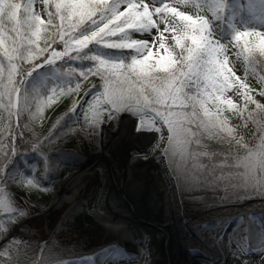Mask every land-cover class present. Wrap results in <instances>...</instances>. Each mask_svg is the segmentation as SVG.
<instances>
[{"label": "snow or ice", "instance_id": "1", "mask_svg": "<svg viewBox=\"0 0 264 264\" xmlns=\"http://www.w3.org/2000/svg\"><path fill=\"white\" fill-rule=\"evenodd\" d=\"M190 4L191 14L186 10ZM239 14L248 21L239 22L242 26L225 45L211 29L212 20H235L228 18L227 0H208L206 5L174 0L160 6H150V0H0V109L7 113L9 132L0 170L14 151L13 124L29 108L25 80L43 64L84 58L93 62L86 70L68 69L69 76L77 75L74 86H56L44 99L35 98L33 117L42 118L43 109L65 95L77 97L74 110L81 100L80 81L97 77L103 91L89 104L86 117L98 121L113 110L151 113L138 122L137 130L146 125L160 131L155 120H162L169 130L162 154L193 185L239 187L264 195V99L255 98V88L247 81L253 76L264 98V31L248 26L264 22V5H242ZM152 29L156 34L151 40L131 36ZM93 42L136 55L128 62L102 54L81 57ZM232 56L244 63L243 78ZM26 127L19 124V136ZM242 131L254 132L253 140ZM204 139L227 142L243 155L210 152ZM0 205L10 207L6 199Z\"/></svg>", "mask_w": 264, "mask_h": 264}, {"label": "rangeland", "instance_id": "2", "mask_svg": "<svg viewBox=\"0 0 264 264\" xmlns=\"http://www.w3.org/2000/svg\"><path fill=\"white\" fill-rule=\"evenodd\" d=\"M165 2L173 3L174 0H150V6H160ZM38 7L39 5L37 4V8ZM186 10H189L190 14L194 11L192 10L191 4ZM210 20H212L211 16ZM239 22V16L235 15V20L233 21L235 28L242 26ZM248 26L264 31V22H253L248 24ZM163 27L164 25H161V28ZM211 31L212 35L225 45H227L229 41L232 40V37L234 35L230 32L228 27L224 26L222 22L216 20H212ZM155 34L156 29H152L149 32H144L143 34L135 31L131 32L132 38L145 40L153 39ZM165 35L167 36V33H165ZM156 51L160 50L157 48ZM230 59L232 60V63L235 64V70L237 74L241 75V77L243 78V75L245 73L244 63L239 59H235L234 56L230 57ZM44 65H47L46 72L51 71L52 75L56 74V71H53V68L51 69L48 67V65L51 64H43L42 66ZM39 68H36L32 72V74L34 72L37 73ZM63 72H65V70H63ZM63 77L64 76L62 75L60 78V82H62V84L66 83V80ZM247 81L249 82L250 87L255 88V97L257 99H264L259 97L260 86L258 84V81L253 76H249L247 78ZM80 82L83 85L81 94L79 96H82V102H80L78 106H75L74 110H70L73 108L74 101L67 107V105H65V100L62 98V96H60L54 102L56 103L57 108H59L56 116L53 119L52 117L48 116L47 120H40L37 123L33 124V127L37 128V134H44V131L48 127L50 129L47 135H45L44 138L41 139V141L37 142L36 138L35 140L29 138L27 141H25V139H23V135L19 136L18 128L14 129V131L11 132L12 141L15 143V148L14 151L10 154V157L8 158V161L6 163H12L17 159L18 156H23L25 163L21 166V168H23L24 170V172L22 173L23 176L18 179L17 183H14L17 174L15 173V171L10 170V176L6 174L8 173L7 164L5 165L6 168H4L3 171L1 170L0 172V199H6L10 205V207L8 208L0 205V209L5 212L4 214L9 213L10 211L15 210L19 207V205H17L15 200L11 197L12 192L21 197L23 205L26 206L32 204L35 207V211L32 215L38 214L43 204L46 203V206H48V201L51 198V189L56 185L57 181L66 176L71 169H75L76 167L81 166L84 159L83 157L91 155L95 151V144L93 142L92 134L88 131L82 130L79 127V115L80 113H82L81 111L84 110L82 108L84 100L83 90L87 89L91 85H85V81L83 80H81ZM95 87L103 91L102 86ZM124 111H128L129 113H131V116L144 114L132 110ZM67 113H71L73 121L76 122L77 128L75 129V132L79 133V137L77 135V139L80 138V141L78 142L76 149H69L68 151L69 153L78 155V158L69 154V158L72 161L75 159V161L70 162L69 164H64L63 162H61V160L69 158L65 157L64 159H62L61 157L63 156H59L57 154L60 149L55 146L56 139L54 140V129L56 127L55 125L63 120L64 116H66ZM57 121L59 122L57 123ZM15 126H18V122L17 124H15ZM18 136L20 137L19 139L24 143L17 144L15 142ZM48 137L49 141L52 142L48 141ZM166 160L169 165V169L171 170L172 176L175 178L178 186V193L180 198L179 203L182 205L183 217L186 221H189L190 225L192 226L191 228H187L188 232H190L192 228L198 229L199 231L204 233L207 239H212L210 247L212 249V252L214 253V260L211 261V263H208L204 262L203 260L197 259L195 260L194 264H225L226 257L228 256V254H230V251L234 246L235 251L238 252L241 256H248L251 253H254V251H258L264 247V245L262 247L260 245L256 246V240L252 241L245 236H239V234L236 233L237 231H235L233 227H231L232 230L230 231V225L226 223L233 222L234 218L242 213L244 214L262 209L261 207H264V195L252 193L239 187H228L227 189L221 188L220 192L218 191L217 187H208L209 189H211V191L210 193L203 196L202 199H209L211 200V202H213L207 207H203L200 205L201 202H198V199H196V196L192 195L188 199L184 197V193L191 188H195V185H193V183L187 178V173L182 172L178 166H175L173 162L168 159L167 156ZM0 161H2L1 156ZM56 161L59 163V165H57ZM19 162H21V160H19ZM52 162L55 163V166H51ZM28 164L37 167H35L34 171H32L31 166H29ZM36 176L37 178L41 179V184L37 183ZM94 177V181L90 183L91 189L89 195L98 196L103 192L104 189L103 177L99 170L95 172ZM101 179L102 181L99 183L100 186H97L98 180ZM29 180L32 181V184L27 183ZM13 183L15 185H13ZM37 186L39 188H42L43 190L46 189V200L44 202L37 201V199L32 198L30 195V188L32 187V189H35ZM220 197L222 198L220 203L214 205V201L218 200V198L220 199ZM88 202L89 201L87 200L81 207L80 216L83 223H79V226H74V224L71 226V224H69L68 222L67 216L62 217V219L55 223L48 222L49 219L47 220L45 218H40L37 219L36 222L32 221L28 223L30 230L27 228H23L26 232V236L23 241H16L12 237L15 235L14 231H18L20 227L19 225L22 224L26 219L24 220L19 217H13L12 219H10V225L13 230L12 234L5 239L0 238V260L9 259L13 253L17 254L30 242L37 241V247L34 248V252L37 250V257H35L32 264H96V262H98L97 257L100 254V249H96L88 255L86 254L71 256V254H73L72 249L77 243L73 238L70 239L67 234L63 233V228H65L69 233H72L71 235H73L75 234V232H79V230L87 227L92 230L94 229V231H96V228L99 227L102 232V241H105V244L109 243V245L112 246L111 248H115L109 255L112 261L111 264H116L118 262H120L121 264H159V260L161 264H167L162 245V238L159 236V234L157 235L154 231H148L145 229V227L139 225V239L136 243L131 242L123 238L119 233H114L113 231L108 229L105 224H103L104 222H99L98 218H96L91 213L92 211L88 209L92 204V201L90 202V205L88 204ZM98 205L100 206L98 202L94 203V207H97L96 209L99 210L100 207ZM3 220L7 221V219ZM221 222L226 223L223 230L219 229V225ZM183 226L185 228V225ZM143 228L145 229V231L143 230ZM258 242L264 244V236H261ZM139 243H143L144 245V252L142 257H140L138 254L131 253L136 250L133 245L136 246ZM117 246L122 247L124 250L119 249ZM102 248H104V245H102ZM193 249L195 248L191 246L189 251ZM101 251L111 252V250L107 247H105ZM4 253H7V255L5 256ZM68 258H71L69 259V263L66 262Z\"/></svg>", "mask_w": 264, "mask_h": 264}, {"label": "trees", "instance_id": "3", "mask_svg": "<svg viewBox=\"0 0 264 264\" xmlns=\"http://www.w3.org/2000/svg\"><path fill=\"white\" fill-rule=\"evenodd\" d=\"M193 2H195L196 4L206 5L208 3V0H193ZM227 4H228V18L232 19L234 15L239 14V11L242 5L245 7H247V5L249 4H253L257 6L264 5V0H227ZM239 16L242 20L248 21L247 16H241L240 14ZM223 25L228 27L230 32L234 34L235 28L233 24L223 22ZM94 54H102L105 57L111 58V59H123L126 62L130 61L133 55H136L134 50L109 49V48L104 47L101 44L93 42L92 44L89 45L88 48L83 50V52L81 53V57H86V56H90ZM92 63L93 62L89 59H84V58L75 59L71 57H66L58 61L55 64L48 65L49 68L51 69L53 68L54 69L53 71H56L55 75H52L51 71L46 72L47 65L46 66L44 65L39 68L37 73L34 72L30 77H28L25 81L24 87L26 90V94L29 97V108L20 117L18 121V126H15V124L17 123L13 124L12 132L16 128L19 129L20 123H24L25 125H28V127L23 129V139L27 141L29 138H32L33 140H35L36 138L37 142L41 141V139H43L44 136L47 135L50 129L48 127L44 131V134H37V128H34L33 124L37 123L40 120H44V121L47 120L48 116L52 117L53 119L56 116L57 112L59 111V108H57L56 103H52L51 105L43 109L42 118L33 117L32 112H35V102H34L35 98L39 97L41 99H44L46 95L50 92L51 88L56 87V86H72V85L74 86V84L77 82V75L69 76L68 69L69 68L76 69L78 73V71L80 70H86L88 67L92 65ZM63 70H65V72H63ZM62 75L64 76L63 78L66 80V83L64 84L60 82V78ZM88 84H96L97 87H100V86L103 87L102 83L99 81V78L97 77H90L88 81H85V85H88ZM62 98L65 100V105H67L68 107L69 104H71L74 101V99H76L77 97L75 95H65V96H62ZM6 116H7V113L4 112L2 109H0V156L2 157V161H3L5 153H7L9 149V141L7 139V137L9 136V132L6 131L8 127V122L5 119ZM55 126H56L54 129V140L56 139L55 146L58 149H60L57 152V154L59 156H63L61 157L62 159H64L65 157L69 158L70 155L78 158L77 157L78 155H74L73 153L68 152L69 149L70 150L76 149V146L78 145V142L80 141V138L77 139V135L79 133L75 132V129L77 127H76V122L73 121L72 114L67 113L66 116H64L63 120H61ZM29 128L31 129V131L29 130ZM241 134H244L246 136V139L249 142H251L255 136L254 132L252 133V135H248L247 133L242 131ZM19 138L20 137L18 136L15 142L17 144L24 143ZM47 139L49 141V137ZM49 142H52V141H49ZM202 143L206 145L207 150L210 152L231 151V154L233 156L237 154L243 155L242 152L237 153V150L235 149V147L232 148V146H230L227 142L221 143L219 141L204 139L202 140ZM256 143H259L258 139L256 140ZM11 144L13 148H15V143L13 141H11ZM19 160H21V162H19ZM70 160H71L70 158L64 159V160H61V162H63L64 164L65 163L69 164L70 162L75 161V159L73 161L72 160L70 161ZM6 162H5V165L7 164V172H8L6 174L10 176L11 174L9 175V171L10 170L15 171V173L17 174H16V180L14 181V183H17L18 179H20L23 176L22 173L24 172V170L23 168H21V166L22 164L25 163L24 157L18 156L17 159L14 160L10 164ZM28 165L31 166L32 171H34L35 167H37L31 164H28ZM57 165H59L58 162H57ZM51 166H55V163L52 162ZM4 168L6 167L4 166ZM36 180L38 184L42 183L41 179L37 178V176H36ZM14 183L13 185H15ZM217 188H218V191L220 192L222 187H217ZM210 191L211 189H209L207 186L205 187L195 186V188H191L190 190L186 191L184 193L185 194L184 197L188 199L189 197L194 195L197 197L196 199H198V202H201L200 204L201 206L207 207L213 201L211 202V200L209 199H206V200L202 199V197L210 193ZM45 194H46L45 190H43L42 188H39V187H36L35 189L34 188L32 189V187L30 188L31 197L34 199H37V201H45L46 200ZM11 197L15 200V202L17 203V205H19V207L6 214H4L5 212L0 209V238H3V239L9 237L12 234L13 230L10 225L11 224L10 219H12L13 217H19L25 220V219H28L35 211V207L32 204L26 205V206L23 205L22 203L23 201L21 197H19L17 194H14L12 192ZM221 199L222 198L220 197V199L218 198V200L214 201V205L220 203ZM261 208L262 209L255 210L252 212H248L244 214L242 213L238 215L236 218H234L233 222L231 223L226 222L227 220L225 222L230 225V231L232 230L231 227H233L234 230L237 231L236 233H238L239 236H245L246 238H249L252 241L256 240V244H255L256 246L257 245L263 246L264 245L263 243L258 242L260 240V237L264 236V207H261ZM3 219H7L8 222ZM36 221L37 220H35V222ZM225 222L220 223L219 225L220 230H223V228L225 227L226 225ZM96 229L98 231L97 230L94 231V229L92 230L89 227H87L71 235L72 233H69L65 228H63V233L67 234V236L70 239L73 238L74 241L77 243L75 247H73L72 249L73 254H71V256L72 255L73 256L86 255V254L88 255L92 251L96 249H100V254L97 257L98 262H96V264H111L112 261L109 255L110 253H112L113 249L115 248H111L112 246L109 245V243L105 244V241L104 242L102 241L103 239H102L101 230L99 229V227ZM102 245H104V248L107 247L108 249H110L111 252H106V251L102 252L101 250L104 249L102 248ZM35 247H37V241L35 242L32 241L28 245H26L25 248H22L17 254L13 253L9 259H1L0 264H32L35 257H37V250L34 252ZM117 247L119 249L124 250L120 246H117ZM134 248L136 250L133 253L141 256V254L143 253L142 246L141 245H139V247L134 246ZM69 259L71 258H68L66 262L69 263ZM116 264H121V263L118 262ZM159 264H161L160 260H159Z\"/></svg>", "mask_w": 264, "mask_h": 264}, {"label": "bare ground", "instance_id": "4", "mask_svg": "<svg viewBox=\"0 0 264 264\" xmlns=\"http://www.w3.org/2000/svg\"><path fill=\"white\" fill-rule=\"evenodd\" d=\"M82 125L85 128L91 129L96 134L94 137L96 143V152L92 154V162L90 164L84 166L83 168H73L69 171V174L64 180L66 187L64 189H61V192L63 193L62 196H60L61 194L58 195V193H55L56 196L58 195V197L62 199L60 205H63L65 202L70 204L78 199L79 204L82 207V205L87 200L89 201V205L92 201V204L90 206L88 205V209L92 211L91 213L94 216L96 215V218L98 217V219H101L108 229H110L114 233H119L123 238L128 239H136L137 237L135 235L139 237V225L145 227V229L148 230L146 224L154 223L159 228L158 232L161 234L162 245L165 250L164 253L167 264H194L195 260L197 259L211 263V261L214 260V253L212 252V249L210 247L212 239H207L204 233H202L198 229L192 228L191 231L188 232L187 228L192 227L189 221H187V223L185 221V223L183 224L185 225V228L183 230H180L174 226H171V228H169L170 221L169 219L166 220V214L170 213L171 211L174 215H176L175 219L177 224V222H179L180 215L178 212H176V210L177 207H180L182 218V205L178 200L175 199L174 194V198L169 196L167 184L154 167L155 161L151 159L150 161H147L146 166L142 165L141 167L143 174V179H141V182H143L147 177V173L151 184L152 197H150L149 199L145 198L147 200V202L145 200V206L135 209L132 202L134 198L129 196L125 192V188H123L120 183H116L117 181L112 176V166L115 168H119L123 172L124 176L128 174L126 166L124 168V164L122 163L123 158H121L123 148L117 147V144H114V148L104 145V142L114 137V131L110 130L109 133L106 134L104 142L102 143L101 139H99L100 132L98 134V126H92L89 120H83ZM121 128L122 129H120L119 135L116 138L119 142L122 141L124 136L127 135L128 137L129 134L133 136L135 135V139H137L138 141L141 136L147 138L146 135L150 133L149 130L144 131V127H141L138 131L137 125L133 124V122L129 123L128 125H126L125 123V125H122ZM113 141H115L114 138ZM155 146L156 147L152 148L151 154H154L157 157L155 151L159 150L157 149V144ZM143 147L144 144L141 148ZM159 147L161 150V145H159ZM150 149L147 151V154L149 153ZM120 159L122 161H120ZM103 163H108L109 167L103 168ZM124 169H126V171H124ZM97 170L101 172L105 184H109V186L106 187H111L112 189V191L110 192V194L112 195L110 201H115L114 203L109 202L107 209L101 208V205H98L100 207V211L96 209L97 207H94V203L98 202L99 204H101L102 202H104L102 195L104 191L98 196L89 195L91 189L90 183L94 181V174ZM141 170H136L137 181L140 180L139 177ZM106 187L104 189H106ZM172 200L174 202H171ZM121 210L125 211L126 214H122L123 211ZM67 214L68 212L65 213V216ZM74 223H76V221ZM23 228L21 230L18 229V231L12 238L16 241H23L26 236V232L24 230L25 228ZM145 229L143 228L144 231ZM179 236L181 237L180 239ZM191 246H193L195 249L190 252L189 250ZM225 261V264H264V251H257L255 254L251 253L248 256H241L238 252L235 251L234 246L231 249L230 254H228V256L226 257Z\"/></svg>", "mask_w": 264, "mask_h": 264}, {"label": "water", "instance_id": "5", "mask_svg": "<svg viewBox=\"0 0 264 264\" xmlns=\"http://www.w3.org/2000/svg\"><path fill=\"white\" fill-rule=\"evenodd\" d=\"M102 91L97 89L96 87L94 88H90L88 90V92H86L83 96L84 100H83V109L80 113V117H79V127L84 130V131H88L92 134L93 136V142L95 144V151L92 153L94 154L96 152V143H95V133L89 129V128H85L83 127V120H89L90 124L96 125L98 126L97 130H98V134H99V139H101V142H104V139L106 137V134L109 133L110 130H113L114 132V139L115 141H113L112 139L107 140L106 142H104V145H106L107 147H115L114 144H117V147L123 148V152L121 154V158H123V164H124V168L126 166L127 168V172L128 174L126 176L123 175V172L119 169V168H115L112 166V173H113V177L115 178V180L117 181L116 183H120L122 185L123 188H125V192L134 198V200L132 201L134 204V208H140L145 206V198H150L152 197V192H151V184L149 181V176L146 173L147 177L144 179L143 182H141V179H143V174H142V170L141 167L142 165H147V161H150L151 159H153L155 161L154 167L156 169L157 172H159L160 176L163 178V180L165 181V183L168 186V193L169 196L174 198L175 195V199L178 200L180 202V198H179V193H178V186L177 183L175 181V178L172 176L171 170L169 169V165L167 163L166 160V156L162 154V149L166 146L165 145V138H167L169 136V132H168V128L167 126L163 123L162 120H160L159 118H157L155 120L156 124L160 125V131H157L155 127L149 129L146 125L143 126L144 127V131L149 130L150 133H148L146 137L141 136L139 138V140L137 141V139H135V135H131L129 134L128 137L127 135L123 137L122 141L119 142L118 139H116L119 135L120 129L122 125H128L129 123L133 122V124L138 125V122L144 118L145 115H151V113H147V114H141V115H133L131 116V113H129L128 111H117V110H113V113L109 114V113H105L102 114V117L100 120L98 121H92L89 117H86L85 113L87 111V106L91 103V101L93 100V98L101 93ZM90 96V98H89ZM93 96V98H92ZM82 98V97H81ZM80 102H82V100H80ZM103 107H110L108 105H105ZM86 108V111H85ZM111 116V118H110ZM136 117V118H134ZM134 118V119H133ZM148 117H145V121L147 122ZM145 133V132H144ZM145 140V142H144ZM144 142V143H143ZM144 144V147L141 148ZM157 144V149L159 151H155L157 154V157L154 154H151V150L153 147H156L155 145ZM159 145H161V150ZM116 147V148H117ZM151 148V149H150ZM150 149L149 153L147 154V151ZM121 152V151H120ZM92 154L88 155V156H84L83 161H82V165L76 167L75 169H80L83 168L84 166L90 164L92 162ZM112 154V153H111ZM147 154V155H146ZM120 161H122L120 159ZM104 167L103 168H108L109 164L108 163H103ZM140 169L141 173H140V180L137 181V175H136V170ZM124 171H126V169H124ZM69 174V173H68ZM122 175V176H121ZM67 177V175L65 177H63L58 183L57 185L52 189L53 193L51 195L50 200L48 201V206H46V203L43 204L42 208L40 209V212L38 214H34L32 215L30 218H28L27 220H25L22 224H20L19 229L21 230V228H27L30 230L28 223L40 219V218H45V219H49L48 222L50 223H55L57 221H59L60 219H62V217L65 216V213L68 212V214L66 215L68 217V222L69 224H71V226L74 224V226H77L79 223H83L82 218L80 216L81 213V205L79 204L78 199L75 200L74 202L68 204L67 202H65L63 205L61 204V198L58 197L59 194H61L60 196H62V190L66 187L65 185V178ZM116 185V184H115ZM106 186H109V184H105L104 188ZM103 199L104 202H100L101 204V208H106L109 205V202L114 203L115 201H110L111 199V194L110 192L112 191L111 187L106 189H103ZM55 193H58V195L56 196ZM174 194V195H173ZM147 202V200H146ZM171 202H174L173 200ZM173 204V203H172ZM83 206V205H82ZM123 211V210H121ZM176 212L179 213L180 218H179V222H177L176 224V215H174L171 211L170 213L166 214V220L169 219V228H171V226H174L180 230H183L184 227L182 226V224L185 223V219L181 218V211H180V207H177ZM175 212V213H176ZM122 214H126L125 211L122 212ZM96 216V215H95ZM98 218V217H97ZM76 221V223H74ZM99 222H102L101 219H98ZM178 221V220H177ZM187 222V221H186ZM105 224V223H103ZM147 228L149 230H152L154 232H157L156 234H159V236L161 237V234L158 232L159 228L154 224V223H147ZM177 225V226H176ZM17 231H15L14 233H16ZM137 238L136 239H128L125 238L131 242H135L138 239V236L135 235ZM181 237L179 236V239ZM164 249V248H163ZM165 251V250H164ZM192 251V250H191ZM190 251V252H191ZM260 251H264V248H261ZM257 251H255L256 253ZM183 255V254H182Z\"/></svg>", "mask_w": 264, "mask_h": 264}, {"label": "flooded vegetation", "instance_id": "6", "mask_svg": "<svg viewBox=\"0 0 264 264\" xmlns=\"http://www.w3.org/2000/svg\"><path fill=\"white\" fill-rule=\"evenodd\" d=\"M101 181H102V179H101V180H98L97 186H100L99 183H100Z\"/></svg>", "mask_w": 264, "mask_h": 264}]
</instances>
